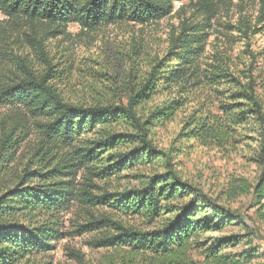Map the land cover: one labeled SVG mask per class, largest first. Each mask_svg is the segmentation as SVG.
Wrapping results in <instances>:
<instances>
[{
  "label": "trees",
  "instance_id": "1",
  "mask_svg": "<svg viewBox=\"0 0 264 264\" xmlns=\"http://www.w3.org/2000/svg\"><path fill=\"white\" fill-rule=\"evenodd\" d=\"M182 1L0 0V11L11 21L21 19L55 29L77 24L94 30L147 25L170 16L175 2ZM198 1L212 11L214 0ZM203 31L185 25L172 40L170 60L158 62L147 83L134 89L126 104L70 103L46 78L27 68L25 76L0 75V107L24 109L37 120L49 150L56 149L63 156L53 168L25 174L0 190V264H40L35 260L51 252L63 236L61 215L77 201L144 220L150 226L160 223L144 230L105 217L106 227L116 232L103 239L105 246L151 252L157 259L153 264H198L190 256L195 238L224 230L233 215L219 198L185 180L176 166L177 158L156 143L158 132L176 121L195 97L198 106L185 123L189 129L185 135L205 142L225 158L240 157L255 165L260 172L255 195L264 200V69L253 55L239 65L223 55L205 63ZM209 94L212 97L206 100L203 96ZM161 98L155 105L153 101ZM63 161L66 165L62 166ZM142 166H157L159 171L144 177L138 187L110 192L94 183L95 179L108 183ZM82 171L86 172L85 183L79 189L76 181ZM1 174L0 164V178ZM185 198L188 201L180 205L170 204ZM216 244L217 249L223 248L221 241ZM257 254L256 249H249L243 258L249 263L262 257ZM206 258L212 264L231 262L213 247ZM242 262L235 260L234 264Z\"/></svg>",
  "mask_w": 264,
  "mask_h": 264
},
{
  "label": "rangeland",
  "instance_id": "2",
  "mask_svg": "<svg viewBox=\"0 0 264 264\" xmlns=\"http://www.w3.org/2000/svg\"><path fill=\"white\" fill-rule=\"evenodd\" d=\"M211 9L198 0H183L175 2L172 14L162 20L143 26L120 24L94 30L77 24L55 29L31 25L21 19L11 21L0 11V75L25 76L27 68L33 75L46 78L70 103L126 104L133 90L147 83L156 64L170 60L167 55L172 40L183 32L185 25L204 30L205 63H212L223 55L239 65L253 55L258 58L259 68L264 69V0H214ZM203 97L207 100L212 96ZM162 99L153 102L156 105ZM198 99L202 103V94ZM195 101L196 97L176 121L158 132L156 143L177 158L176 166L185 180L201 186L208 196L219 198V203L233 217L224 230L197 236L190 256L198 264H212L206 257L213 247L214 252L228 256L230 264L235 260H243L240 264H264V241L260 240L264 239V200L256 198L254 190L260 172L243 158H225L205 142L186 136L189 129L185 123L198 106ZM36 121L22 108L0 107V164L3 165L0 190L25 174L51 169L63 159L56 149L49 150ZM12 142L18 144L15 146ZM63 165H66L64 161ZM157 171V166H142L108 183L98 179L94 183L115 192L138 187L144 177ZM85 175L82 171L77 177L79 189L85 183ZM93 193L101 195L98 190ZM187 201L173 199L170 204L175 206ZM105 217L144 230L160 224L150 226L144 220L128 219L107 208L77 201L60 217L62 238L53 244L51 252L35 261L40 264H153L157 261L151 252L105 246L103 239L116 234L106 227ZM249 233L254 234L247 237ZM220 241L223 248L217 249L216 242ZM249 249H256L262 257L246 262L243 257Z\"/></svg>",
  "mask_w": 264,
  "mask_h": 264
}]
</instances>
